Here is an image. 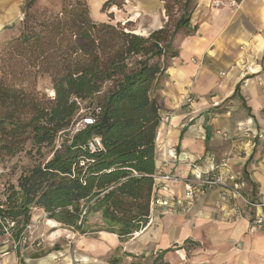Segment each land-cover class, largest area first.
Returning <instances> with one entry per match:
<instances>
[{
  "label": "trees",
  "instance_id": "obj_1",
  "mask_svg": "<svg viewBox=\"0 0 264 264\" xmlns=\"http://www.w3.org/2000/svg\"><path fill=\"white\" fill-rule=\"evenodd\" d=\"M36 1L25 0L22 31L2 44L11 50L0 55V163L23 152L39 155L16 181L0 184V241L7 230L18 241L40 209L81 234L98 216L92 231L126 242L149 222L162 120L158 92L177 55L178 34L197 29L191 27L196 0H186L172 21L173 5L164 0L162 27L145 35L112 18L94 20L88 0H60L59 10L41 12ZM38 75L51 78L53 95L25 81ZM79 113L90 121L44 157L42 148L54 145Z\"/></svg>",
  "mask_w": 264,
  "mask_h": 264
},
{
  "label": "crops",
  "instance_id": "obj_2",
  "mask_svg": "<svg viewBox=\"0 0 264 264\" xmlns=\"http://www.w3.org/2000/svg\"><path fill=\"white\" fill-rule=\"evenodd\" d=\"M88 1L94 20L133 23L143 35L164 23V0H115L106 9L107 0ZM214 1L196 0L191 27L197 29L178 34L177 55L162 90L161 114L170 120L161 123L158 133L157 170L185 177L198 158L237 149L233 171L245 181L243 193L264 201V0H219V6ZM188 95L191 104H186ZM174 198L173 211L155 207L147 225L125 242L123 252L137 260L132 264H168L172 248L183 257L188 244L201 243L214 252L213 264H264V230L253 226L255 209L239 201L244 216L230 222L217 213V188L188 201L182 184ZM4 243L0 264H44L40 258L20 257Z\"/></svg>",
  "mask_w": 264,
  "mask_h": 264
},
{
  "label": "rangeland",
  "instance_id": "obj_3",
  "mask_svg": "<svg viewBox=\"0 0 264 264\" xmlns=\"http://www.w3.org/2000/svg\"><path fill=\"white\" fill-rule=\"evenodd\" d=\"M165 1L168 4L173 5V10L170 13L172 21L182 12L181 6L186 0ZM24 6L25 0H0L1 56L6 57V54L11 50L10 47H3L2 44L8 42L13 37H17L22 31L19 23L24 18ZM45 9L51 11L59 10L60 0H37L35 10L41 12ZM132 25L133 23H128V28L133 29ZM25 81L34 85L36 90L45 93L48 96L54 94L51 78L48 75H38L35 80L30 76L27 77ZM165 81L166 78L162 81V83H164V88ZM162 93V90L158 92L160 105H163ZM88 103L89 101L84 102L82 106L85 107ZM85 121L87 120L85 119L84 114H77L74 117L71 126L59 133L54 145L42 148L43 156L49 157L55 149L61 148V144L67 140L69 142L71 136L83 127ZM30 147L31 146L28 148ZM36 158H39V155L35 156L34 151L32 154L23 152L13 158L5 159L0 163V184L7 179L16 181L19 174L32 165ZM97 222H100V218L98 216H92L89 219L90 226L88 227V232L86 234H81L72 228L49 219L47 213L43 210L35 209L32 212V220L30 222L31 227L24 231V239L21 240L17 250L19 251L20 257L40 258L43 260L44 264L137 263L135 258L130 260L127 257V252H123L125 242H121L116 234L112 235L106 231L91 230L98 228L95 226ZM12 225L13 224L10 226ZM1 240L5 242L4 244L8 245V249L10 248L11 250L12 248L15 250L13 245L16 241L8 230ZM107 246L108 250L106 252L105 249ZM205 250L206 247H204L202 243L198 246H191L188 244L184 251V256L182 257L178 254V248H172L171 251L173 252V257L168 264H213V258L211 255L214 252H207ZM159 264H162V261H160Z\"/></svg>",
  "mask_w": 264,
  "mask_h": 264
},
{
  "label": "built area",
  "instance_id": "obj_4",
  "mask_svg": "<svg viewBox=\"0 0 264 264\" xmlns=\"http://www.w3.org/2000/svg\"><path fill=\"white\" fill-rule=\"evenodd\" d=\"M125 3L129 0H124ZM220 1L215 0L214 5L219 6ZM125 24V23H123ZM186 104L193 102V97H186ZM169 116H163L161 123L169 122ZM90 120L88 119L87 122ZM224 138H229L228 133L220 132ZM246 145L253 146L248 142ZM90 148L94 149V143H90ZM170 155L177 158L176 149L170 150ZM238 155L237 149H230L222 157L208 154L192 162V172L183 177L173 172H164L161 169L155 174V187L151 204V211L157 206L166 207L168 211H173L175 205V191L182 184L185 186V197L188 201H195L205 196L213 188L218 189V199L215 202L217 213L227 221H237L244 216V209L238 203L243 202L246 207L255 209L253 216V226L264 230V201H254L248 199L242 191L245 181L233 171V163ZM31 225L28 224L27 228ZM25 229V230H26ZM24 230V231H25ZM24 233V232H23ZM22 233L20 239L13 245L17 250L21 240L24 239Z\"/></svg>",
  "mask_w": 264,
  "mask_h": 264
}]
</instances>
